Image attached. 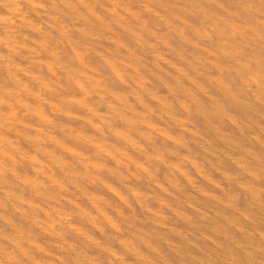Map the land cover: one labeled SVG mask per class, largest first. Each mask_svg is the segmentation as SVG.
<instances>
[{
    "label": "bare ground",
    "instance_id": "obj_1",
    "mask_svg": "<svg viewBox=\"0 0 264 264\" xmlns=\"http://www.w3.org/2000/svg\"><path fill=\"white\" fill-rule=\"evenodd\" d=\"M131 5H135L143 15L155 18L180 42L190 47L193 46L187 43L183 33L189 25L185 20L177 17L176 12L197 21L213 37L216 42L214 48L218 56L224 59L220 62H210L209 68L213 69L218 77L228 78L234 85L235 92L228 85L211 80L210 75L205 73L202 75L204 80L222 99L224 105L242 116L253 114L264 121V0H0V264H58L46 258L47 252L44 255L43 246L31 236L21 233V230L9 219L7 212L12 213L28 231H36L41 236H48L53 240L48 238L49 243H61L57 246L65 257L61 264H100L95 259L89 258L84 253L85 249L82 252H75L72 249L74 240L79 241L81 245L98 249L100 252L97 257L105 256L111 264H127L116 252L97 244L78 225L70 221L71 217L82 219L86 214L70 199L73 192H69V189L72 188L81 192L82 197L88 200L106 226L113 227L116 233L112 235L104 233L91 216H86L87 223L104 234V237L110 236L114 244L138 259L141 264H149L148 258L145 255L142 257L135 251L134 241L144 246L148 253L153 252L155 258L162 263L165 262L155 247L144 241L140 235L128 231L127 234L130 236L127 237L117 234L119 229L106 215L105 208L102 209L96 203L103 202L102 199L82 189L83 185L92 187V190L100 186L114 194L117 190L100 181L101 179L96 176H90L86 167L103 169L108 174H113L112 171L99 162L82 157L67 143L72 140L84 146L93 144L90 138L71 125L81 118L83 120L80 122L86 126L96 131H107L112 140L122 141L123 144L131 147H134L135 141H131V134L144 140L152 137L151 134L141 131L138 126L142 124L154 130V125L148 121L145 113L139 118L136 117L134 106L125 100L126 90L114 91L100 84L95 75L97 70L88 64L90 58L98 60L120 86L127 83L126 76L132 77L127 68L136 66V57L127 50L122 41L112 36L114 32L111 29L112 26L120 29L137 48L146 50L149 44L137 38L127 26V18L136 17L135 12L130 8ZM155 9L173 16L176 24L160 19ZM141 30L145 28L142 27ZM190 32L197 35L192 29ZM151 34L149 31L148 35ZM110 46L114 49H110ZM104 50L107 55L103 53ZM174 53L178 57L181 56L176 51ZM192 58L194 62L203 61L197 55H192ZM179 60L183 63L187 62V58H183V55ZM175 71L177 77L191 80L182 70ZM164 74L170 80L162 82L165 89L174 97L180 96L174 98L177 107L200 120L206 128H211V134L217 141L225 145L228 143V138L222 130L210 126V120L226 123L235 132H240L242 140L251 147L233 144L235 149L232 150L237 152V156L231 157L223 153L222 157L228 158L227 161L232 162L233 166H238L241 171L264 183V162H262L264 161V128L256 124L245 125L238 122V119L227 116L206 91L203 95L208 97L207 103L204 102L206 105H203L201 100L194 96L192 89L181 84L175 75L169 72ZM158 80L160 81L159 78ZM189 82L193 83V88L200 87L196 82ZM144 92L147 94V89ZM91 95H95L98 102L94 101L90 106L86 104L85 98ZM150 97L157 103L162 102L154 93H151ZM135 101L149 112L143 101L140 99ZM99 105L107 110L106 115L121 128L112 127L111 123L99 115L97 111ZM73 109L82 113L79 115ZM161 111L160 113L164 115V111ZM87 114L92 118L87 119ZM167 116L170 117L169 114ZM93 118L98 119L103 126H97ZM170 120L173 122V119ZM42 128L49 132L43 131ZM51 131L63 136L64 139L57 138ZM170 140L174 142L175 139L170 138ZM44 145H48L52 150H48ZM135 149L143 159L152 161V158L141 149ZM154 149L157 150L155 147ZM56 150L60 153L56 154ZM102 152L105 156H109L106 158H110L116 164L119 163L108 151L102 150ZM184 159L187 160L185 157ZM75 164L80 169L74 167ZM134 165L137 164L134 162ZM166 167L168 168V164ZM181 174L185 187L193 190L194 193L203 194L210 202L222 204L217 197L208 195L196 187L185 173L181 171ZM115 177L120 179L119 176ZM123 186L124 189L132 190L126 184ZM174 186L178 190L177 185ZM233 187L246 195L244 205L247 206V211L236 210V216L230 217L231 219L222 216V213L221 215L217 211H212L216 218L224 222V230L219 231L216 228L211 230L212 234L224 243L218 244L221 249L224 248V253L204 247L209 249V255L212 257L204 259L195 256L193 259L199 263L264 264V204L261 202L264 188L243 181L236 182ZM15 190L21 194L17 195ZM179 194L185 197L184 203L188 206L197 203L196 198L186 191L181 190ZM24 195L28 198H24ZM139 199L137 197L138 203L142 206ZM64 205L71 209L76 208L66 213L62 209ZM107 206L111 208L110 204ZM253 207L258 212L256 216H252ZM142 209L150 212L148 207L142 206ZM170 211L179 219L188 222L189 218L178 210L170 208ZM179 237L182 240L185 238ZM157 241L166 242L162 237H158ZM189 243L191 247L200 250V244L190 241ZM31 250L34 255L30 254ZM167 250L175 253L168 245ZM179 263L185 264L183 258Z\"/></svg>",
    "mask_w": 264,
    "mask_h": 264
},
{
    "label": "rangeland",
    "instance_id": "obj_2",
    "mask_svg": "<svg viewBox=\"0 0 264 264\" xmlns=\"http://www.w3.org/2000/svg\"><path fill=\"white\" fill-rule=\"evenodd\" d=\"M130 8L135 12L136 17L127 18V26L137 38L149 44V46L146 47V50L137 48L133 41L124 36L120 29L113 26L111 29H113L112 31L114 32H112V36L122 41L127 47V50L136 57V66L127 68L128 73L132 77L128 78L126 76L125 80H127V83L120 86L118 81L98 60L90 58L88 64L97 70L95 75L98 77L97 80L100 84L105 85V87L114 91L122 90L121 92H125L126 90V93H124L125 100L128 104L130 103V105L134 106L136 117L139 118L141 114L145 113L148 121L154 125V130L149 129L142 124L138 126L141 131L151 134L152 137L150 139L145 138L144 140L136 138L131 134V141L133 142L135 140L133 142L134 147H131L127 144H123L122 141L117 142L112 140L107 131H96L94 128L86 126L80 122L83 120L81 118L80 121L73 122L71 125L74 129L82 132L90 138L91 141H93V144L91 146H84L80 143L73 142L72 140L67 141V143L77 150L82 157L93 162H99L112 171L113 174H108L103 169H96L93 166L86 167V170L88 171L87 173L90 176H96L99 180L101 179L100 181L107 183L110 187L117 190V192H115L116 195L99 185L97 189L93 190L92 187L83 185L82 189H84V191L92 192L102 199L103 202L96 203H98L102 209L105 208L106 215H108L115 227L119 229L118 231L120 233L117 232L119 236H130V234H127L128 232L134 233L138 236L140 235V237L144 238V241H148L153 247H155L157 253L165 261L162 263L155 258L153 252L148 253L144 246L134 241L133 248L142 257L144 255L147 256V262L149 264H180L179 261L182 260V258L185 264H204L203 262L199 263L195 261L193 258L195 256L204 259L207 257L211 258L212 256L209 255L208 252L209 249L207 250L205 248H210V250L216 249L218 252L221 251L224 253V248L222 247L221 249V246L218 245H223L224 243L216 238L211 231L215 228L219 231L224 230V222L221 219L216 218L212 211H217L220 214L222 213L223 215H221L225 216L227 219L236 216V210L247 211V206L244 205V200L247 198L246 195L234 188L233 184L243 181L264 188V183H262L261 180L254 179L248 173L241 171L238 166H233L232 162L227 161L229 160L228 158L222 157L223 153L227 156L231 155V157H235V155L237 156V152H233L232 150L235 149L232 146L233 144L235 146L238 144L240 147H251L250 144H246L242 140L240 132H235V130L231 129V126L226 123L210 120L209 125L213 128L222 130L228 138V143L225 145L217 141L211 134V128H206V125L200 120L193 117L190 113L183 112L177 107L174 98H180V96L174 97L173 94L165 89L162 82L165 83L170 80L164 73L169 72L170 74L175 75L181 84L192 89L194 96L201 100L203 105H206L204 102H206L208 98L203 95L204 91H206V94L215 100L227 116H232L234 119H238V122L251 126L256 124L264 128V121L260 120L258 116L253 114L242 116L239 112L224 105L222 99L215 94L208 82L204 80L202 77L203 73L210 75L211 80L220 81L223 84L228 85L229 88L235 92V87L228 78L218 77L215 74V71L209 68L210 62H220L224 59L218 56V53L214 48L216 42L213 37L207 33L197 21L195 22L191 17L176 12L177 17L185 20L189 25V27L183 30V33L187 43H190L193 46L190 47V45L188 46L187 44L180 42L176 36H173L170 31H167L162 27V25H160L152 16L143 15L137 10L135 5H131ZM155 10L160 19L168 21L174 25L176 24L173 16H170L168 13H164L159 9ZM142 27H144L146 31H142ZM191 29L194 30L199 37H197L196 34L191 33ZM149 31L153 35L151 34V36H149ZM110 49L114 48L110 46ZM173 50L181 55L179 57H182L183 55V58H187V62H181L178 55L175 54ZM103 53L107 55L105 50ZM155 54L158 55V57H156ZM192 55L201 57L203 61L201 63L197 61L194 62ZM166 62L168 63L166 64ZM173 67L177 69H174ZM175 70H182L186 77L191 78L189 81L196 82L200 87L198 88V86H196L193 88V83L189 82L188 79H184L185 77H177ZM145 89H147V94L144 92ZM151 93H154L161 98L162 102L157 103L152 100L150 97ZM135 99L143 101L146 104V107L149 108V112L148 110L141 108ZM85 100L86 104L90 106L94 101L98 102V98L95 97V95H91L85 98ZM248 103L252 105L250 100H248ZM161 110L164 111V115L160 113ZM73 111L79 115L82 113L77 109H73ZM97 111L99 115L112 124V127L121 128L118 123L114 122L108 115H106L107 110L104 107L99 105ZM168 114L170 116L169 118L167 116ZM89 118L91 119L92 117L87 114V119ZM170 119H173L174 123L171 122ZM93 122L97 126H103V123L101 124L98 119L95 120L93 118ZM42 129L43 131L49 132V130L45 128ZM158 132L160 134H158ZM51 133L59 139H64L63 136H60L55 132L51 131ZM164 134L165 136H163ZM170 138L175 139L173 140L174 142H172ZM176 141H178V143ZM44 146L48 150H52L48 145ZM154 147L157 148V150L154 149ZM101 148L104 152L108 151L110 154L114 155L119 163L116 164L113 160H110V158H106L109 156H105ZM135 148L141 149L142 152L148 154L152 158V161H148V159H143V157L139 156V153L137 154L138 151H136ZM55 152L56 154L60 153L59 150H56ZM170 152H174L175 154L173 155ZM184 157L187 158V160L184 159ZM188 159H190V161ZM134 162L137 165H134ZM192 162L196 164H193ZM262 162L264 161L262 160ZM167 164L169 169L166 167ZM74 167L80 169L77 164H75ZM82 168H84V166ZM178 168L181 169L182 173H185V176H187L196 187H199L208 195L217 197L222 204L210 202V200L205 199L203 194L194 193L193 190L185 187L184 178L181 176V171H179ZM143 169L145 170L143 171ZM115 176H119L120 179H117ZM97 178H95V181H97ZM123 184L129 186L132 190L124 189ZM174 184L177 185L178 190ZM69 190V192L74 193H71L70 199L86 213L84 218L76 219L71 217L70 221L75 225H78V227L82 229L85 234L92 237L97 244L116 252L127 264H141L138 259L136 260L128 252L121 250L116 243L114 244L113 241L110 240V236H108V238L106 236L104 237V234L100 233L92 225L87 223L86 216H91L95 224H97L104 233L111 235L116 233L112 229L113 227L110 228L109 226H106L103 221L99 219L97 212L92 208L88 200L82 197L80 191L78 192L73 188ZM181 190L186 191L189 195H193L194 198H196L197 203L193 206L185 204V197L179 194ZM53 191L56 192L55 189H53ZM15 192L18 193L17 195L21 194L17 190H15ZM137 197L140 198L139 201H141L142 206L148 207L150 212L143 211L142 206H140L137 201ZM24 198L27 199L28 197L24 195ZM154 198L157 200H154ZM261 202L264 204V197ZM107 204H110L111 208L108 207ZM75 208L72 209L75 210ZM170 208L176 209L183 215L187 216L189 218V223L185 222L183 219H179L178 216L170 211ZM62 209L66 211V213H69L72 210L71 207L67 205L62 206ZM252 210V216H256L258 212L255 210V207H253ZM7 215H9V219H11L21 230L22 234L25 233L26 235L31 236L34 241L43 246L45 249L44 255H46L47 252L46 258L48 260L58 264H61L63 260H65L64 255L57 249V246H60L61 243H49L47 241L49 238L48 236L44 237L39 235L36 231H28L27 227H24L12 213L7 212ZM179 236L185 237L183 239L187 240V242L180 239ZM158 237L164 238L166 242L158 243ZM49 240L53 241L51 238H49ZM188 240L200 244V250L191 247ZM74 242L72 249L75 252H82L83 249H85L84 253H86L89 258L95 259L100 264H111L105 256L97 257L100 252L98 249L81 245L79 241L74 240ZM167 245L172 247L175 253L169 252L167 250ZM30 254L34 255L33 250L30 251ZM212 261L213 260L211 259L210 262Z\"/></svg>",
    "mask_w": 264,
    "mask_h": 264
}]
</instances>
